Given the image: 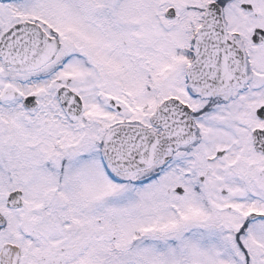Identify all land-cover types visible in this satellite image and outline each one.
Here are the masks:
<instances>
[{
	"label": "snow or ice",
	"instance_id": "1",
	"mask_svg": "<svg viewBox=\"0 0 264 264\" xmlns=\"http://www.w3.org/2000/svg\"><path fill=\"white\" fill-rule=\"evenodd\" d=\"M0 264H264V0H0Z\"/></svg>",
	"mask_w": 264,
	"mask_h": 264
}]
</instances>
